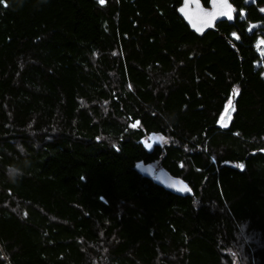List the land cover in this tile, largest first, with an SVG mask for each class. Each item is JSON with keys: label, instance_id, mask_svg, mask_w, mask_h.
<instances>
[{"label": "trees", "instance_id": "1", "mask_svg": "<svg viewBox=\"0 0 264 264\" xmlns=\"http://www.w3.org/2000/svg\"><path fill=\"white\" fill-rule=\"evenodd\" d=\"M229 2L0 0V264H264V0Z\"/></svg>", "mask_w": 264, "mask_h": 264}, {"label": "water", "instance_id": "2", "mask_svg": "<svg viewBox=\"0 0 264 264\" xmlns=\"http://www.w3.org/2000/svg\"><path fill=\"white\" fill-rule=\"evenodd\" d=\"M223 2L224 0H210L208 7H203L198 0H182L177 9V15L192 32L203 34L213 30L217 23L233 17L234 8L229 0H226V3L230 11L228 8L221 7ZM232 103L229 112L232 109ZM149 175L154 177L156 184L164 191L177 196H192L188 186L180 178L171 176L164 169H151ZM181 186H185L187 191H181Z\"/></svg>", "mask_w": 264, "mask_h": 264}, {"label": "rangeland", "instance_id": "3", "mask_svg": "<svg viewBox=\"0 0 264 264\" xmlns=\"http://www.w3.org/2000/svg\"><path fill=\"white\" fill-rule=\"evenodd\" d=\"M255 0H245L246 3L249 2H254ZM178 9V8H177ZM260 11L264 12V4L260 7ZM223 22V21H221ZM220 23V22H219ZM257 26V24H250L248 26V31H251L253 28H255ZM255 49L258 53V55L260 56V58H264V39L261 37H257L256 36V42H255ZM262 75L264 76V70H262ZM231 112V111H230ZM230 115V113H229ZM229 117V116H228ZM164 142V139H162V137L158 136V135H150L148 136L146 139H144V141L142 142L143 146L150 151L151 148L154 145H158ZM146 171L149 173V170L153 169V170H159L156 169L157 167H155V165H150V166H144ZM150 176V175H149ZM172 176V175H171ZM152 177V176H151ZM175 177V176H173ZM154 179V177H153ZM155 180V179H154ZM168 192V191H167Z\"/></svg>", "mask_w": 264, "mask_h": 264}, {"label": "bare ground", "instance_id": "4", "mask_svg": "<svg viewBox=\"0 0 264 264\" xmlns=\"http://www.w3.org/2000/svg\"><path fill=\"white\" fill-rule=\"evenodd\" d=\"M210 1V0H209ZM181 2H182V0H181ZM263 5V4H262ZM261 5V6H262ZM260 6V7H261ZM263 14H264V12H262ZM234 16V15H233ZM257 37H261V38H263L264 39V33H260V34H258V36ZM264 70V69H263ZM233 97H234V92H232V94H231V96H230V98H228L226 101H225V103H224V106H223V108H222V111H221V113H220V115H219V118H218V120H217V122H216V127L217 128H219L221 125H223V124H225L226 123V121H227V118H228V116H229V110H230V106H231V104H229V101H231V102H233Z\"/></svg>", "mask_w": 264, "mask_h": 264}, {"label": "snow or ice", "instance_id": "5", "mask_svg": "<svg viewBox=\"0 0 264 264\" xmlns=\"http://www.w3.org/2000/svg\"><path fill=\"white\" fill-rule=\"evenodd\" d=\"M101 2H103V0H101ZM221 7L224 8H228L230 11V7L227 5L226 0H224L223 4L221 5ZM222 14H227V13H222ZM229 104H231V101H229ZM239 167H243L242 165H240ZM181 191H187V188L185 186H181L180 188Z\"/></svg>", "mask_w": 264, "mask_h": 264}]
</instances>
